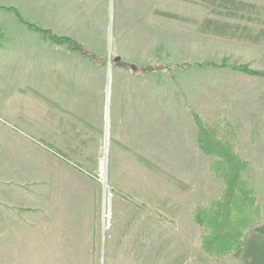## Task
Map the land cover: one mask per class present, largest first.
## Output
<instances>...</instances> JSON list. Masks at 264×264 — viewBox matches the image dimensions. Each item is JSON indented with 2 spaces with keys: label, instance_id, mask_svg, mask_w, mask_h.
Returning a JSON list of instances; mask_svg holds the SVG:
<instances>
[{
  "label": "rangeland",
  "instance_id": "obj_1",
  "mask_svg": "<svg viewBox=\"0 0 264 264\" xmlns=\"http://www.w3.org/2000/svg\"><path fill=\"white\" fill-rule=\"evenodd\" d=\"M166 1L167 5H162L166 9L163 11L141 10L136 13H124L117 6L118 0H109L108 28L105 36H108L110 47L119 41L117 45L119 50L116 52L123 55L126 63L132 61L143 65L151 60H157L169 64L180 62L185 65L183 69L176 68L173 73L158 72L154 69L152 75L138 78L129 75L128 72H122L121 83L137 84V86L146 87L147 90L152 89L138 93L139 97L142 96L140 98L142 100L177 101L180 107H168L170 113L179 111L180 115L179 120L172 118L171 123L181 122L187 127L193 113H197L204 124L212 129L226 124L237 125L239 128L237 151L249 163L244 177L255 189L264 219V153L260 149L262 147L264 149L262 138L264 137V114L258 120L259 123H256L257 118L253 117L254 122L241 124L236 117L247 110L245 103L248 100H253L255 106L256 100H259V103L264 101L262 95L264 78L246 76L214 66L198 65L206 61L221 63L227 59L234 63H249L253 68L264 70V36L258 43L246 38L230 40L217 36L203 27L205 19L212 18L248 25L254 33L264 30V0H238L253 3L258 8L257 10L253 7L241 8L237 16L227 14L231 13L228 11L232 9L228 10L226 6L219 4L220 0ZM2 4L16 6L26 21L31 23H50L48 0H0V5ZM59 9L58 7V18L53 19V23L65 22L61 14L59 15ZM68 10L70 11L68 23L78 20L72 16L73 11L88 13L87 7L83 6L75 8L71 5ZM11 21L10 17L0 15V23ZM128 35L130 38L135 36L137 41V49L134 51L131 50ZM107 78L105 91H102L101 85L100 91L52 93V96L57 99L63 94L72 106V102L79 97L94 103L95 98L101 102L106 94L104 117H106L105 123L109 124L108 147L104 152L105 134H94L82 150L85 151L84 157L88 160V165L92 168L96 167V172L92 174L97 179L102 171L107 182L110 175L116 178V182L120 180L116 186L109 182L114 192V199L120 190H129L128 187L121 188L120 185L123 183H128L132 179H154L158 176L147 170L142 163H138L132 155L118 153L119 150L113 139L120 136L112 123L114 118H112L113 74L109 72ZM57 101L64 102L60 97ZM152 110L156 109L152 108ZM262 110L264 111V107ZM101 111L98 108V111L96 112L95 109L92 114L100 117ZM181 111H183L182 114ZM191 111H193L192 116ZM224 112L228 114V117H222L221 114ZM223 119H234V121L223 122ZM10 125L15 126V124L6 125L0 122V264H122L113 257L117 251L114 252L110 247L112 228L107 234L102 232L101 248L94 253L93 260L74 261L85 253L82 251L84 246L79 245L80 250L76 251L72 250L70 244L58 243V238L61 240L62 237L57 236L56 233L59 230L57 231L56 228L52 230L50 243L48 240V244L43 245V229L41 232L38 227L37 230L34 229V183L46 176L48 165H53L52 161L56 157L47 147L40 144L39 140L32 139L31 134L28 135L25 132L23 136L13 135L12 132L17 130ZM16 126L24 128L23 125ZM190 127V130L189 128L186 130V137H192L194 148L186 149V155L158 154L146 157L183 179L192 189L184 192L183 219L173 215V212L177 210L175 203L170 202L167 208L161 211L157 210L155 208L157 205L153 204V212L154 215H158V219L154 221L151 240L148 236L147 240L142 238L136 264H241L240 259L234 254L217 261L201 249V239L206 229L196 222L195 213L199 208L208 207L220 198L224 182L212 176L210 165L213 158L199 152L198 127L195 124H191ZM140 150L145 152L142 148L135 151ZM120 151L124 153L123 150ZM152 151L159 153L161 150L152 148ZM121 169L128 170L130 175L121 176ZM38 190L40 189L37 188L36 191ZM39 200L42 201L43 197L40 199L37 197V202ZM165 214L168 216H164ZM112 216V222L115 223L113 211ZM38 222L39 220L37 224ZM34 237L37 239V246L34 245Z\"/></svg>",
  "mask_w": 264,
  "mask_h": 264
},
{
  "label": "crops",
  "instance_id": "obj_2",
  "mask_svg": "<svg viewBox=\"0 0 264 264\" xmlns=\"http://www.w3.org/2000/svg\"><path fill=\"white\" fill-rule=\"evenodd\" d=\"M71 5L75 8L87 7L88 13L73 11L72 16L78 20L68 23L67 20L70 19L68 7ZM162 5H167V1L118 0L117 2L119 10L124 13L166 10ZM0 6H12L18 10L13 5ZM48 6L50 23L33 24L48 29L56 35L73 38L83 45L85 52L74 50L68 43L50 39L42 31L20 21L13 10L0 9V15L4 14L12 19L10 23H0V122L6 125L15 124V126L10 125L17 130L12 132L13 135L23 136L25 132L31 134L32 139L39 140V143L47 147L56 157L52 161L54 164L48 165L46 176L34 183V229L37 230L38 227L40 232L43 229V245L50 243L54 228L59 230L57 236L62 237L61 240L58 238V243L70 244L72 250L76 251L80 250L79 245H83L82 251L85 253L80 256L81 258L74 260L77 262L85 259L93 260L94 253L101 248L103 189L97 177L92 174L96 172V167L92 168L88 165V160L84 157L85 151L82 149L94 134H105L104 152L108 147L109 124L105 123L106 117H104L106 94L101 102L95 98L94 103H91L79 97L70 106L65 95L61 94L54 99L52 93L100 91L101 85L102 91H105L110 72L113 74L112 123L120 135L117 139L113 138L118 153L132 155L138 163H142L147 170L158 176L154 179H130L128 183L120 185L121 188L128 187L129 190H120L112 201L115 223L110 233L112 239L110 247L114 252L117 251L113 257L122 264H136L142 238L146 239L148 236L151 240L154 221L158 219V215H154L153 204L161 211L165 210L170 202L175 203L177 210L173 215L182 218L185 200L184 189L148 168L136 158V155L144 157L158 154L186 155V149L194 148V140L191 136L186 137V130L187 128L190 130V125L196 123L192 116L193 111L187 127L181 122L171 123L172 118L178 119L180 115L179 111L170 113L168 107H180L177 101L142 100L140 99L142 96L139 97L138 93L152 89L147 90L146 87L137 84H123L120 76L122 72H128L135 78L149 76L153 74L154 69L158 72L173 73L176 68L183 69L185 65L180 62L169 64L157 60H151L143 65L132 61L126 63L123 55L116 52L119 50L117 46L119 41L110 47L108 36H105L108 28L109 0H48ZM58 7L64 23H53V19L58 18ZM12 12L14 13L11 17ZM20 14L22 15L21 12ZM129 42L131 50H136L135 36L129 37ZM123 65L125 66L122 68ZM158 66L162 68L158 69ZM215 68L264 78L229 67ZM262 92L264 97V89ZM59 97L64 102L57 101ZM252 101L248 100L245 103L247 110L240 114L241 116H236L241 124L254 122L253 117H256V123H259L258 120L264 114L262 110L264 101L259 103V100H256V106ZM98 108L102 110L100 117L92 114L95 109L97 112ZM152 108L156 110L153 111ZM221 115L228 117L225 112ZM222 121L233 122L234 119ZM17 124L23 125L24 128L16 126ZM139 148L144 149L145 152L135 151ZM152 148L161 151L154 152ZM197 148L199 152L205 154L199 146ZM260 149L264 153L263 147ZM162 168L179 178L168 169ZM125 169L120 170L121 176L130 175ZM109 177V182L114 186L118 181L120 182L119 179L116 182V178L111 175ZM37 188L40 189L38 192ZM189 189L191 190L192 187ZM37 197L39 199L43 197V200L37 202ZM37 220H39L38 224ZM256 234L264 239V234L259 232ZM34 245L37 246L35 237ZM235 255L240 259L241 264H245L242 256Z\"/></svg>",
  "mask_w": 264,
  "mask_h": 264
},
{
  "label": "trees",
  "instance_id": "obj_3",
  "mask_svg": "<svg viewBox=\"0 0 264 264\" xmlns=\"http://www.w3.org/2000/svg\"><path fill=\"white\" fill-rule=\"evenodd\" d=\"M226 6L227 13L237 16L241 8H255L253 3L238 0H220ZM13 10L20 21L30 27L42 31L50 39L57 42L68 43L74 50L85 52V48L78 41L69 36H59L48 29H43L29 21H26L20 12L12 7L0 6V9ZM169 15L168 13H165ZM204 29L213 34L228 39L246 38L258 43L264 36V30L254 33L248 25L230 23L212 18L205 19ZM198 65L229 67L233 70L264 77V70L253 68L249 63L229 62L224 59L221 63L206 61ZM162 68L158 66V69ZM198 127L197 142L201 150L213 158L210 172L214 178L222 180L224 187L220 198L208 207L199 208L195 213L196 222L206 229L202 235L201 249L214 260L220 261L231 254L242 256L245 264H264V239L257 236L256 232L264 234V219L262 206L256 196L252 184L244 177L248 168V161L243 159L237 151V125L226 124L222 127L209 128L197 113H193ZM136 158L148 168L175 182L180 188L188 190L190 187L183 180L175 177L159 165L153 163L142 155Z\"/></svg>",
  "mask_w": 264,
  "mask_h": 264
},
{
  "label": "built area",
  "instance_id": "obj_4",
  "mask_svg": "<svg viewBox=\"0 0 264 264\" xmlns=\"http://www.w3.org/2000/svg\"><path fill=\"white\" fill-rule=\"evenodd\" d=\"M98 181L103 186L104 210H103L102 231H103V234H107L113 226V222H112L113 221L112 200L114 197V192H113L111 186L108 184L107 178H106L104 172L101 171V173L98 175Z\"/></svg>",
  "mask_w": 264,
  "mask_h": 264
},
{
  "label": "bare ground",
  "instance_id": "obj_5",
  "mask_svg": "<svg viewBox=\"0 0 264 264\" xmlns=\"http://www.w3.org/2000/svg\"><path fill=\"white\" fill-rule=\"evenodd\" d=\"M103 169V168H102Z\"/></svg>",
  "mask_w": 264,
  "mask_h": 264
}]
</instances>
